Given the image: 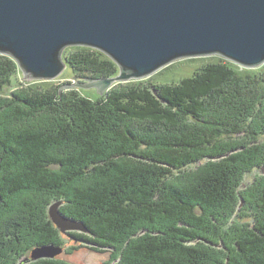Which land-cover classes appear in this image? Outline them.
Instances as JSON below:
<instances>
[{"label":"trees","instance_id":"1","mask_svg":"<svg viewBox=\"0 0 264 264\" xmlns=\"http://www.w3.org/2000/svg\"><path fill=\"white\" fill-rule=\"evenodd\" d=\"M65 59L79 80L119 73L91 48ZM18 73L0 54V264H68L26 260L63 236L109 264H264V175L244 183L264 169V67L222 61L95 99L36 84L5 96ZM58 202L87 233H60Z\"/></svg>","mask_w":264,"mask_h":264},{"label":"water","instance_id":"2","mask_svg":"<svg viewBox=\"0 0 264 264\" xmlns=\"http://www.w3.org/2000/svg\"><path fill=\"white\" fill-rule=\"evenodd\" d=\"M86 47L119 69L60 89H93L104 96L115 82L142 80L176 60L218 55L242 68L264 66V0H0V53L25 80L52 81L65 70L63 52ZM48 215L61 234L87 233L63 216ZM61 247L34 249L27 261L53 260Z\"/></svg>","mask_w":264,"mask_h":264},{"label":"rangeland","instance_id":"3","mask_svg":"<svg viewBox=\"0 0 264 264\" xmlns=\"http://www.w3.org/2000/svg\"><path fill=\"white\" fill-rule=\"evenodd\" d=\"M71 47L65 49L64 53L67 55ZM1 54V53H0ZM65 54L63 55V60L66 63ZM6 55V54H5ZM222 61H227L235 66L242 68L239 65L228 61L218 55L213 56H205V57H195V58H184L174 61L173 63L169 64L168 66L162 68L157 73L144 78L142 80H129L126 82H115L112 87L107 91L112 90H121L128 88L127 86H134L141 84L142 86H148L150 84L156 85H174L178 84L182 79L190 78L194 75L195 72L200 70L203 66L207 64H215ZM264 66L256 69H247V70H260ZM19 69V68H18ZM119 75V73H118ZM117 75V76H118ZM84 80L76 79V76L73 74L72 70L66 64L65 70L63 73L58 76L56 79L52 81H31L25 80L22 72L19 70V73L12 78L11 85L4 89V95L8 96L11 92L16 91L20 88L21 85H31L36 84L37 87L41 89H56L57 87H65L70 86L76 83H84ZM78 91L85 97L95 99L98 94L95 90H84L79 88H70V89H63L61 92L64 91ZM264 142V136L260 139ZM194 167V166H193ZM264 175V169L262 171L256 170L253 174L248 175L244 181L245 184L251 183L255 176H262ZM80 245V246H79ZM75 247V248H74ZM63 249V253L57 257L58 260L67 262L68 264H109L110 262V251L105 250L106 252H96L89 248V245L86 244H78L73 243V241L68 238L67 236H63V244L61 246ZM115 264V263H113Z\"/></svg>","mask_w":264,"mask_h":264}]
</instances>
